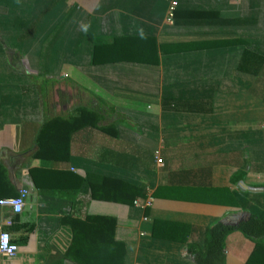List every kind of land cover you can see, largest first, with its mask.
Listing matches in <instances>:
<instances>
[{
  "label": "crops",
  "instance_id": "1",
  "mask_svg": "<svg viewBox=\"0 0 264 264\" xmlns=\"http://www.w3.org/2000/svg\"><path fill=\"white\" fill-rule=\"evenodd\" d=\"M240 4L0 0V191L29 190L19 215L0 207V223L13 220L6 230L18 245L0 264L63 258L71 241L60 222L66 216L112 217L124 264H194L187 243L202 247L210 226L235 227L250 217L210 201L222 189L245 197L246 189L264 186V92H246V75L264 72V55L247 49L258 64L246 71V25L255 21L236 10ZM201 12L211 14L191 15ZM146 37L155 46L149 63L92 62L97 46ZM235 40L244 44L211 45ZM81 114L84 125L74 128ZM50 121L46 154L67 151L64 161L32 158ZM30 169H39L43 188ZM107 177L140 194L122 204L107 200L122 197L119 187H103L94 198L92 187ZM224 242L225 264H244L254 246L238 231Z\"/></svg>",
  "mask_w": 264,
  "mask_h": 264
},
{
  "label": "trees",
  "instance_id": "2",
  "mask_svg": "<svg viewBox=\"0 0 264 264\" xmlns=\"http://www.w3.org/2000/svg\"><path fill=\"white\" fill-rule=\"evenodd\" d=\"M175 12V11H174ZM211 13L201 12L199 14H191L196 17L210 16ZM215 15L216 13H212ZM175 17V14H174ZM214 44V45H213ZM240 45L244 44L242 40H235L229 42H213L211 45ZM210 44L202 43L199 48L206 49L211 47ZM175 50H180V46H172ZM155 56L154 41L151 38H116L111 45L97 46L93 50L92 62L105 63L110 61H138L149 63L148 58L151 55ZM148 57V58H147ZM247 62L250 58L255 59L252 53L246 52L244 61ZM156 60H152L155 62ZM243 61V64H244ZM249 71V70H246ZM83 113V111H81ZM74 120V119H73ZM77 124L74 128L84 125L82 122V114L76 119ZM52 121L46 123L40 130L36 139V148L32 153V158L43 159L44 161L61 160L64 161L67 157V151H64L63 157L48 156L50 142L49 139V125ZM58 144V146L61 144ZM68 143L64 142V149H67ZM62 149V146H59ZM61 153V152H60ZM39 169H30L32 179L37 188H41L37 183L35 173ZM2 174V172H0ZM3 175V174H2ZM242 180L243 175H237ZM4 177V176H2ZM2 179V178H0ZM119 187L122 191L121 198L107 197L108 201H116L122 204L132 203L133 199L140 194V190L136 187H131L127 183L113 178H103L99 185L92 187V196L94 198H102L97 195V189L111 187ZM43 188V187H42ZM257 192L251 189H246L245 197L237 193H230L227 190L216 191L218 199L213 198L211 202H218L227 206H233L245 210L250 213V217L231 227L222 223H215L206 231V235L202 247L195 243H187L188 254L192 257L194 264H225V238L233 231H238L245 238L254 243L253 249L249 254L244 264H264V186H258ZM45 190V189H42ZM0 191V198L15 196L12 187L5 188V192ZM143 195V194H142ZM217 199V200H216ZM1 200V199H0ZM61 224L68 226L71 230V241L63 255V258L51 264H64L65 260L72 261L74 264H124L125 245L119 242L114 237L115 220L109 216H90L84 220H79L66 216L61 219Z\"/></svg>",
  "mask_w": 264,
  "mask_h": 264
},
{
  "label": "rangeland",
  "instance_id": "3",
  "mask_svg": "<svg viewBox=\"0 0 264 264\" xmlns=\"http://www.w3.org/2000/svg\"><path fill=\"white\" fill-rule=\"evenodd\" d=\"M241 1L239 8L236 9L240 13L246 11V21H255L254 25H246V40L247 49H250L253 53L259 52L264 55V0H235ZM239 5V4H238ZM258 62L255 59L250 58L247 62L246 70L255 73ZM255 69V71H254ZM246 92L252 95L261 96L264 92V72L259 76L246 75ZM258 153L257 155H260Z\"/></svg>",
  "mask_w": 264,
  "mask_h": 264
},
{
  "label": "built area",
  "instance_id": "4",
  "mask_svg": "<svg viewBox=\"0 0 264 264\" xmlns=\"http://www.w3.org/2000/svg\"><path fill=\"white\" fill-rule=\"evenodd\" d=\"M177 2L171 1L167 10V21L172 23L174 18V11L176 10ZM157 162H161L160 159ZM29 194L26 187L19 188L16 196L0 200V207L7 208L11 214L19 215L23 211L25 200ZM151 199H147L144 203L140 204L141 207H146L150 204ZM137 204V202H135ZM13 224L10 218L4 219L0 223V257L10 259L15 257L18 252V245L12 241L10 233L6 230Z\"/></svg>",
  "mask_w": 264,
  "mask_h": 264
}]
</instances>
